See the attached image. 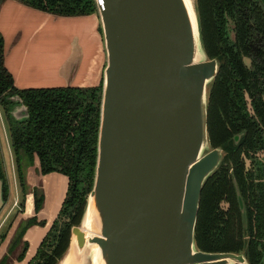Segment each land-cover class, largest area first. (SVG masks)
I'll list each match as a JSON object with an SVG mask.
<instances>
[{"label": "water", "instance_id": "1", "mask_svg": "<svg viewBox=\"0 0 264 264\" xmlns=\"http://www.w3.org/2000/svg\"><path fill=\"white\" fill-rule=\"evenodd\" d=\"M94 1L106 55L95 176L57 264L72 238L79 251L96 245L101 264H249L195 244L202 187L223 155L208 141L218 62L204 52L195 0L194 22L183 0ZM11 115L25 120L28 108ZM87 218L99 235L85 231Z\"/></svg>", "mask_w": 264, "mask_h": 264}, {"label": "trees", "instance_id": "2", "mask_svg": "<svg viewBox=\"0 0 264 264\" xmlns=\"http://www.w3.org/2000/svg\"><path fill=\"white\" fill-rule=\"evenodd\" d=\"M5 1L0 0V6ZM17 1L55 16L97 12L94 0ZM195 4L204 52L218 62L208 89V141L223 153L202 187L195 244L201 251L243 253L249 264H264V5L260 0H195ZM4 60L0 34V112L20 189L19 210L29 198L35 214L44 205L41 182L29 185L30 174L41 177L57 172L67 178L56 218L34 255L25 261L57 264L94 183L103 79L90 87L18 89ZM21 103L29 116L18 121L11 111ZM0 179L6 199L9 187L1 172ZM44 224L36 215L20 217L0 264L22 261L29 246L23 240L27 230ZM6 232L0 234V242Z\"/></svg>", "mask_w": 264, "mask_h": 264}, {"label": "crops", "instance_id": "3", "mask_svg": "<svg viewBox=\"0 0 264 264\" xmlns=\"http://www.w3.org/2000/svg\"><path fill=\"white\" fill-rule=\"evenodd\" d=\"M0 34L4 39L5 66L18 89L90 87L103 79L106 55L97 12L83 16H55L17 0H6L0 6ZM0 126L3 127L1 123ZM0 137L8 140L4 127L0 128ZM40 182L45 195L43 208L35 214L28 196L23 214L36 215L45 224L27 230L23 238L29 245L25 258L14 260L12 264H23L34 255L64 199L67 188L64 175L49 173L41 176L39 182L37 179L36 183ZM6 201L8 196L3 198L0 179V213ZM4 253L5 249L0 256Z\"/></svg>", "mask_w": 264, "mask_h": 264}, {"label": "rangeland", "instance_id": "4", "mask_svg": "<svg viewBox=\"0 0 264 264\" xmlns=\"http://www.w3.org/2000/svg\"><path fill=\"white\" fill-rule=\"evenodd\" d=\"M100 33L102 34L101 23H100ZM102 38H103V34H102ZM0 115H1V112H0ZM1 117H3V115H1ZM0 123L1 125H3L4 130L6 132V137L8 139L5 141L3 137H0V172L5 175V178L7 180L8 187H9L8 201H6L7 202L6 206L4 207L3 211H1L0 213V234L3 233L5 230L7 231L4 242L3 241L0 242V253H1V251H3L4 249L6 251L7 249L6 243L8 242V240H11L15 227L17 226V222L19 221V218L22 216L24 218H27L28 216L23 214L25 213L26 205L21 210L22 212L18 208L21 196H20V189H19V185H18L16 173H15L13 156H12L11 149L9 148L10 147L9 134H8L7 126L4 122V119H1ZM3 127L0 126V128H3ZM246 164H248L247 161H246ZM35 175L36 174H33V175L30 174L28 177V184L31 186L35 185L37 179L38 181L40 180V177L37 175L36 177ZM9 223L11 224V226H8ZM32 253H30V255H32ZM23 264H25V262Z\"/></svg>", "mask_w": 264, "mask_h": 264}, {"label": "bare ground", "instance_id": "5", "mask_svg": "<svg viewBox=\"0 0 264 264\" xmlns=\"http://www.w3.org/2000/svg\"><path fill=\"white\" fill-rule=\"evenodd\" d=\"M189 15L193 22L195 21L193 0H183ZM201 56L196 55V59L200 60ZM85 231L90 235H99L98 228L91 218H87V223L84 226ZM60 264H101L99 259V251L96 245L86 246L83 251H79L75 245V239L72 238L68 250V254Z\"/></svg>", "mask_w": 264, "mask_h": 264}]
</instances>
